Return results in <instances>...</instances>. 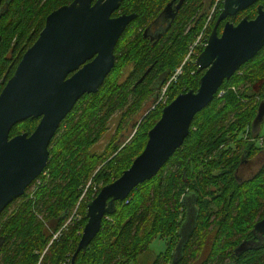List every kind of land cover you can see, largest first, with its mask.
Listing matches in <instances>:
<instances>
[{"label":"trees","instance_id":"obj_1","mask_svg":"<svg viewBox=\"0 0 264 264\" xmlns=\"http://www.w3.org/2000/svg\"><path fill=\"white\" fill-rule=\"evenodd\" d=\"M70 1L24 0L18 4L15 24L0 27L6 38L3 47L10 49L18 38L16 49L25 52L38 38L47 15ZM170 1L122 2L121 10L138 15L116 45L118 62L97 93H87L78 101L50 144L51 154L43 172L1 214L0 264H69L88 219L89 202L143 151L163 107L180 93L198 88L203 71L196 61L187 62L167 89L166 104H156V96L183 62L215 2L186 0L167 25V33L154 43L145 33L153 32V25ZM263 2L259 0L226 20L237 23L246 15L253 18ZM223 5L221 2L212 15L208 38ZM226 20L219 24V33ZM18 60L0 55V92ZM155 60L159 63L157 73L133 87ZM131 64L137 73L122 82L121 69ZM263 100L264 47L196 114L189 136L160 172L136 186L125 200L116 202L99 233L79 252L76 264L136 262L155 237L167 240V248L152 264L198 262L207 246L209 252L199 264H264V243L248 244L257 238L255 222L264 217V163L257 173L242 178L245 165L264 153V123L254 127ZM118 110L123 117L111 143L101 153L91 152ZM37 122L29 119L20 123L12 135L34 129ZM126 126L135 132L122 145L119 142ZM188 218L192 226L185 234L183 225ZM64 225L59 237L54 238Z\"/></svg>","mask_w":264,"mask_h":264},{"label":"water","instance_id":"obj_2","mask_svg":"<svg viewBox=\"0 0 264 264\" xmlns=\"http://www.w3.org/2000/svg\"><path fill=\"white\" fill-rule=\"evenodd\" d=\"M122 1L73 0L52 11L0 92V216L45 169L51 141L62 121L82 96L99 91L114 68L115 46L137 17L113 16ZM258 1H224L208 43L196 59L203 71L198 88L180 93L163 107L161 117L148 132L143 151L89 202L88 219L70 264H76L79 252L99 233L104 217L115 209L116 202L125 200L136 186L160 172L189 136L196 114L213 101L226 80L264 47V2L258 4L253 18L246 15L237 23L226 20ZM175 2L171 0L158 19L174 20L185 0ZM223 20L226 21L219 33ZM31 117L40 121L30 135L25 132L10 137L17 123ZM263 121L261 102L254 127ZM254 229L264 234V217Z\"/></svg>","mask_w":264,"mask_h":264},{"label":"flooded vegetation","instance_id":"obj_3","mask_svg":"<svg viewBox=\"0 0 264 264\" xmlns=\"http://www.w3.org/2000/svg\"><path fill=\"white\" fill-rule=\"evenodd\" d=\"M24 0H0V27L2 28L3 26L2 25H4V26H6V27H9V26H12V25H14L15 24V22H16V20L18 19V16L16 15V14H18V9H17V5L18 4H20V3H22ZM73 1V0H72ZM72 1H70V3L72 2ZM124 1V0H123ZM122 1V2H123ZM179 0H176V2L175 3H177ZM186 1V0H185ZM67 4H69V3H67ZM184 4V3H183ZM63 5H65V4H63ZM62 6V5H61ZM121 6H122V3H121V5H120V7L118 8V10H116V11H118V13L116 14L115 12H114V14H113V16H120V15H122V14H127V15H131V14H136V15H138L136 12H129V13H127V12H124L123 10H121ZM60 7V6H59ZM58 7V8H59ZM57 9V8H56ZM181 9V8H180ZM55 10V9H54ZM53 10V11H54ZM50 14V13H49ZM48 16V15H47ZM137 18V17H136ZM135 18V19H136ZM163 18H165V17H163ZM163 18H161V19H158L156 22H155V24L153 25V32H152V30L151 31H149L148 32V30L146 31V33H145V35H147L148 33L150 34V40H152V41H154V43H156V42H158L157 40L160 38V39H162L163 37H162V35L166 32L165 30L167 29V25L170 23V19H163ZM134 19V20H135ZM133 20V21H134ZM46 21V20H45ZM133 21H131L130 23H129V25L128 26H130L132 23H133ZM127 26V27H128ZM44 28V27H43ZM42 31V30H41ZM167 33V32H166ZM40 34V33H39ZM162 37V38H161ZM36 41V40H35ZM6 42V38L5 37H3V32L1 33V31H0V55L2 54L3 56L4 55H6V58H8V59H11V60H13V59H17V58H19V60H18V62H17V64H16V66L14 67V71H13V74H14V72H15V70H16V68H17V66H18V64H19V62H20V60L22 59V57H23V54L25 53V52H21V51H19V50H17L16 49V46H17V44H18V38H14V40L12 41V46H11V48L10 49H8V48H5V47H3V44ZM28 49V48H27ZM26 49V50H27ZM25 50V51H26ZM115 56H116V58H115V66H116V63L118 62V54L116 53V46H115ZM14 64V62L12 63V65ZM158 64L159 63H157V61L155 60V61H153V62H151V63H149V65L145 68V70H143V72L140 74V78L143 76V74L147 71V70H149V72H148V74L145 76V78H144V80L140 83V84H142V83H145V81H146V78L151 74V75H154V73H157V71L159 70V66H158ZM114 66V67H115ZM114 69V68H113ZM112 69V70H113ZM112 72V71H111ZM110 72V73H111ZM121 72H122V82H126L127 81V79H128V77L129 76H131V75H133V73L134 74H136L137 72H136V69H135V66H134V64H131V65H129V66H126V67H123L122 69H121ZM12 74V75H13ZM74 74V71L73 72H71L68 76H71V75H73ZM11 75V76H12ZM10 76V77H11ZM109 76V75H108ZM107 76V77H108ZM124 76V77H123ZM139 78V79H140ZM107 79V78H106ZM138 79V80H139ZM9 80V78L6 80V82H5V84L7 83V81ZM138 80H135L134 81V86L133 87H136L137 85H136V83H137V81ZM3 81H5V80H3ZM2 81V82H3ZM5 84H4V86H5ZM140 84H138V85H140ZM101 88V87H100ZM159 96H160V94H158V96H157V102H158V98H159ZM83 97V96H82ZM156 102V104H162V103H157ZM262 102H264V100L262 101ZM261 104V103H260ZM259 104V105H260ZM155 107V106H154ZM258 109H259V107H258ZM73 111V110H72ZM71 111V112H72ZM70 112V113H71ZM69 113V114H70ZM68 114V115H69ZM123 114V113H122ZM121 114V117H120V119H122V117H123V115ZM67 115V116H68ZM67 116H66V118H67ZM65 118V119H66ZM29 119H38V122H37V124H36V126H35V128L34 129H32V130H29V129H22L20 132H18V133H15V134H13L12 135V130H13V128L15 127V126H17V125H19L20 123H22V122H26V121H28ZM64 119V120H65ZM63 120V121H64ZM39 121H40V118H28V119H26V120H24V121H22V122H19V123H17L13 128H12V130H11V133H10V137H13V136H15V135H17V134H21V133H25V132H27L29 135L36 129V127H37V125L39 124ZM63 121H62V123H63ZM62 123H61V125H62ZM264 123V121L261 123V124H263ZM60 125V126H61ZM60 128V127H59ZM129 129V127L127 128V126L125 127V130L123 131V133H125V131L126 130H128ZM116 133V132H115ZM123 133H122V135H123ZM121 135V136H122ZM53 140V139H52ZM52 142V141H51ZM261 147H262V150L264 151V144L263 145H261ZM50 148V147H49ZM50 154H51V152H50ZM263 163H264V153L262 152L261 154H259L256 158H254L251 162H248L246 165H245V167L242 169V178H249V177H251L252 175H254L255 173H257L259 170H261V168H262V165H263ZM20 198V197H19ZM18 199V198H17ZM16 200V199H15ZM14 201V200H13ZM12 203V202H11ZM10 203V204H11ZM9 204V205H10ZM8 205V206H9ZM7 206V207H8ZM6 207V208H7ZM263 218V217H262ZM262 218H260V219H262ZM260 219H258V220H260ZM257 220V221H258ZM191 219H189L188 218V221H186L185 223H184V225H183V228H184V231H183V233H187V232H185V229H186V231H188V230H190L191 228ZM221 220H219V222H220ZM256 221V222H257ZM219 222L218 223H216V222H214V226L216 225V226H219ZM222 222V221H221ZM255 222V223H256ZM220 228V227H219ZM212 229H214V227H212ZM217 229V228H216ZM216 229H214L215 231H216ZM257 238L256 239H254V240H249L248 241V244H250V245H252V244H254V243H257V244H259V245H262L263 243H264V234L263 233H259V232H257V236H256ZM211 241V240H210ZM209 244V242L206 244V245H208ZM204 253H205V251H202V255L200 256V260L202 261L203 259H204V257H203V255H204ZM200 263V262H199ZM70 264V263H69Z\"/></svg>","mask_w":264,"mask_h":264},{"label":"rangeland","instance_id":"obj_4","mask_svg":"<svg viewBox=\"0 0 264 264\" xmlns=\"http://www.w3.org/2000/svg\"><path fill=\"white\" fill-rule=\"evenodd\" d=\"M209 2V0H206ZM211 5V4H210ZM210 8V7H209ZM191 26V23L188 24V27ZM114 75V74H113ZM124 77V76H123ZM121 110H118L112 114V117L110 118L108 124H107V129L106 132L97 140L94 145L91 147V152L93 153H101L103 152L107 145L111 143L112 138L115 136V132L119 124L121 123ZM124 124V123H123ZM264 128V127H263ZM134 130H132L131 126L129 127L128 130L123 133L121 136V143L122 145L126 144L134 134ZM192 226V223H190ZM191 228V227H190ZM185 232L186 231L185 229ZM210 243V242H209ZM209 247H205L203 251H205L203 257L205 258L209 252ZM167 248V240L161 239L159 237H155L152 242L149 245V248L147 251L144 253L140 254L136 262H131L130 264H152L153 260L156 258L157 254L161 252H165ZM198 262H193L191 264H199L200 260L199 257L197 259Z\"/></svg>","mask_w":264,"mask_h":264},{"label":"built area","instance_id":"obj_5","mask_svg":"<svg viewBox=\"0 0 264 264\" xmlns=\"http://www.w3.org/2000/svg\"><path fill=\"white\" fill-rule=\"evenodd\" d=\"M224 1L225 0H215L214 4L211 6L210 12H209L210 14L208 16V20H207L206 24L204 25L203 29L197 34L194 42H192L191 45L189 46L188 53L186 54L183 62L174 70L173 74L170 76L168 81L164 84L157 103L166 104L167 98H168L166 92H167V89L169 88L170 84L172 82H175L178 79V77L183 73L184 65L187 62L196 61L199 53L207 45V43H208L207 29L209 27V22L212 18L213 13L219 8L221 2L224 3ZM64 227H65V225L59 231H57L54 234V238L59 237L61 230ZM64 264H66V263H64Z\"/></svg>","mask_w":264,"mask_h":264},{"label":"bare ground","instance_id":"obj_6","mask_svg":"<svg viewBox=\"0 0 264 264\" xmlns=\"http://www.w3.org/2000/svg\"><path fill=\"white\" fill-rule=\"evenodd\" d=\"M256 108V107H255ZM98 110V109H97ZM262 191V190H261ZM141 241V240H140Z\"/></svg>","mask_w":264,"mask_h":264}]
</instances>
